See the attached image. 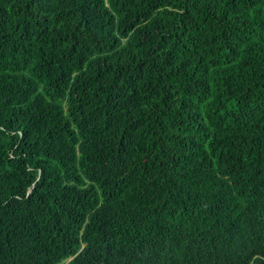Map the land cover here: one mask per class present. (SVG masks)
<instances>
[{
    "label": "trees",
    "instance_id": "obj_1",
    "mask_svg": "<svg viewBox=\"0 0 264 264\" xmlns=\"http://www.w3.org/2000/svg\"><path fill=\"white\" fill-rule=\"evenodd\" d=\"M0 264H264V0H0Z\"/></svg>",
    "mask_w": 264,
    "mask_h": 264
}]
</instances>
